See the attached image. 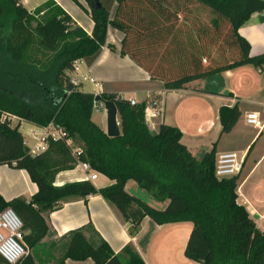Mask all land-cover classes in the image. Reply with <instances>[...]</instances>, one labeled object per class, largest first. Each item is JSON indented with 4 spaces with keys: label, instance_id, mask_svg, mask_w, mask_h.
I'll return each mask as SVG.
<instances>
[{
    "label": "trees",
    "instance_id": "obj_1",
    "mask_svg": "<svg viewBox=\"0 0 264 264\" xmlns=\"http://www.w3.org/2000/svg\"><path fill=\"white\" fill-rule=\"evenodd\" d=\"M118 9L110 19L112 7ZM94 21L91 34L54 1L29 11L19 0H0V165L25 170L38 190L30 200L6 199L0 211L12 207L24 223L29 253L16 264H38L31 250L49 233L46 214L73 197L102 195L131 221L135 234L149 216L158 224H193L185 254L203 264H264V231L238 202V175L216 176V146L202 158L182 142L178 127L162 123L152 132L146 122L148 102L131 104L119 94H95L70 77L74 62L91 66L107 42L108 27L124 32L122 53L129 55L167 91L191 81L251 64L264 67V52L252 55L251 44L239 29L264 0H87ZM197 6V8H194ZM55 55L42 68L27 61L34 35ZM217 50V55L212 49ZM114 102L121 133L110 136L93 120L96 98ZM154 105L157 100L152 101ZM11 114L45 126H62L74 141L50 140L48 148L32 154ZM241 117L238 104L220 108L222 133L233 130ZM81 153L76 158L74 148ZM114 181L97 188L92 181L56 184L57 175L78 161ZM134 180L158 201L157 208L127 191ZM90 233L91 235H88ZM68 245L57 264L66 259H93L96 264H146L134 243L115 252L92 223L70 231ZM0 264H9L0 256Z\"/></svg>",
    "mask_w": 264,
    "mask_h": 264
},
{
    "label": "crops",
    "instance_id": "obj_2",
    "mask_svg": "<svg viewBox=\"0 0 264 264\" xmlns=\"http://www.w3.org/2000/svg\"><path fill=\"white\" fill-rule=\"evenodd\" d=\"M49 1H54L68 12L85 32L91 34L94 21L88 10L87 0H19L29 11L34 12ZM118 3L115 1L110 19L116 16ZM251 44V54L264 52V12L254 13L240 29ZM124 32L112 24L108 27L107 42L97 60L88 66L84 61L81 72L89 79L81 82V89L100 94L111 92L135 99L138 103L148 102L147 112L154 122L152 132L159 131L162 123L178 127L182 131V142L198 158L216 146L218 156L223 152L235 151L245 154V163L238 174V202L249 211L259 228L264 231V129H258L247 122V114L258 112L264 121V67L247 64L236 69L206 76L177 90L167 91L162 79H154L129 55L122 53ZM70 77H76L70 74ZM86 83H91L90 88ZM157 100V104H152ZM238 104L241 117L233 130L222 133L220 108ZM159 114L154 115V113ZM92 116L107 132V114L99 112ZM119 118V114H118ZM11 125H19L25 139L36 125L18 116H9ZM24 123L33 127L24 133ZM248 128L254 131L248 133ZM242 133L241 144L229 142L226 137ZM227 139V142L224 140ZM85 172L79 167L65 170L57 175L56 184L85 180ZM97 188L111 185L109 177L101 172L92 181ZM128 192L137 195L157 208H165L167 201H158L136 181L126 184ZM38 190L25 170L8 164L0 165V193L6 199L23 197L30 200ZM49 233L33 249L38 264H57L68 245L67 234L92 223L99 234L109 242L115 252H120L128 243H134L146 264H203L185 254L193 224L190 221L158 224L146 216L135 234H131L132 223L125 220L117 208L102 195L73 197L63 202L46 215ZM88 235H91L88 233ZM42 250L40 255L36 251ZM35 250V252H34ZM65 264H96L86 260L66 259Z\"/></svg>",
    "mask_w": 264,
    "mask_h": 264
},
{
    "label": "built area",
    "instance_id": "obj_3",
    "mask_svg": "<svg viewBox=\"0 0 264 264\" xmlns=\"http://www.w3.org/2000/svg\"><path fill=\"white\" fill-rule=\"evenodd\" d=\"M83 60L74 62L71 74L76 77H71L74 83L82 82L89 79L86 74L81 72V64ZM119 98H125L122 95ZM131 104H137L135 99H129ZM94 109L97 112H102L105 108L104 101H95ZM159 112L154 113V115ZM11 114H5L3 119L9 120ZM247 122L258 129H264V121L258 112L247 114ZM146 122L150 130L154 129V122L146 109ZM34 139V143L30 144L29 140L25 139V144L28 146L30 153L38 154L44 152L48 148L50 140H63L68 146H73L74 141L68 136V133L62 126L50 122L45 126H35L28 134ZM81 153L80 148L73 149V155L77 158ZM245 154H240L235 151L220 153L216 158V176L219 179L238 175L244 166ZM77 167L85 172V180L93 181L98 176V171L91 168L90 164L83 161L77 162ZM24 223L17 212L12 207H6L0 211V256L9 264L19 263L28 253L29 246L25 241Z\"/></svg>",
    "mask_w": 264,
    "mask_h": 264
},
{
    "label": "rangeland",
    "instance_id": "obj_4",
    "mask_svg": "<svg viewBox=\"0 0 264 264\" xmlns=\"http://www.w3.org/2000/svg\"><path fill=\"white\" fill-rule=\"evenodd\" d=\"M194 8H197V6H194ZM212 52L215 53V55H217V50L215 48L212 49ZM54 55H55V52L49 51V50L45 49L41 45L40 37L37 34H35L33 39H32L29 51H28L27 61L30 62V63L39 64L42 68H46L52 62V59H53ZM69 74H71V72ZM86 85H87L86 89L88 87L90 88L91 83H86ZM102 112L104 114H106V110L105 109ZM93 114H94L95 118H98V116H100V113L95 111V109H94ZM32 127L33 126L30 125L29 123H24V127H23L24 133L27 134ZM33 128H35V127H33ZM253 131L254 130L252 128H248V133L247 134L252 133ZM226 138H229L228 139L229 142H233L235 144H241V142H242V133H239V134L237 133V135H234L233 137H226ZM28 139H29L30 144L34 143V139L31 136H28ZM226 140L227 139H225L224 142H227ZM73 146H75V145H73ZM33 249L31 250V252H32V255L34 256ZM41 251H42L41 249H40V251L38 250L36 252L34 250L35 255L39 252L38 255L41 256V260L44 261V257H42V255H40Z\"/></svg>",
    "mask_w": 264,
    "mask_h": 264
},
{
    "label": "water",
    "instance_id": "obj_5",
    "mask_svg": "<svg viewBox=\"0 0 264 264\" xmlns=\"http://www.w3.org/2000/svg\"><path fill=\"white\" fill-rule=\"evenodd\" d=\"M96 101H100L99 96ZM106 114H107V133L110 136H117L121 133L120 122L118 118V109L114 102H105Z\"/></svg>",
    "mask_w": 264,
    "mask_h": 264
}]
</instances>
